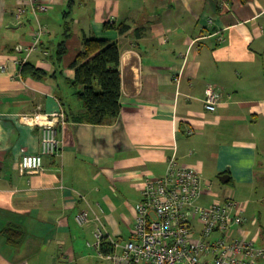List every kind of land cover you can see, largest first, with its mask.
Instances as JSON below:
<instances>
[{"label": "crops", "instance_id": "0c3cea01", "mask_svg": "<svg viewBox=\"0 0 264 264\" xmlns=\"http://www.w3.org/2000/svg\"><path fill=\"white\" fill-rule=\"evenodd\" d=\"M40 1L47 11L0 0V264H108L96 231L113 249L128 241L142 187L174 155L214 185L230 175L246 219L233 236L264 246V0ZM93 36L121 50V113L104 124L74 119L82 104L64 82ZM25 59L56 76L24 77ZM209 84L220 93L215 111L205 107ZM61 108V153L23 172L42 138L23 116Z\"/></svg>", "mask_w": 264, "mask_h": 264}, {"label": "built area", "instance_id": "2783aa9c", "mask_svg": "<svg viewBox=\"0 0 264 264\" xmlns=\"http://www.w3.org/2000/svg\"><path fill=\"white\" fill-rule=\"evenodd\" d=\"M38 11L49 6L33 0ZM21 11H24L22 8ZM43 29L28 49L27 57L37 48ZM27 59V58H26ZM26 59L23 61L26 62ZM220 93L213 84L205 90V107L215 111ZM22 121L41 127V151L24 155L23 172L38 173L44 169V157L61 153L64 141L60 127L67 124L63 108L49 113L25 115ZM208 182L194 166L183 165L172 156L163 176L148 178L136 204L135 225L131 237L123 245L105 252L102 231H96L94 243L108 264H261L264 246L254 240L233 236L234 228L242 232L246 221L239 202L232 196L221 201L202 203ZM83 225L86 212L77 217ZM217 234V235H216Z\"/></svg>", "mask_w": 264, "mask_h": 264}, {"label": "trees", "instance_id": "16d2710c", "mask_svg": "<svg viewBox=\"0 0 264 264\" xmlns=\"http://www.w3.org/2000/svg\"><path fill=\"white\" fill-rule=\"evenodd\" d=\"M111 27H117L121 31L128 28L126 25L105 23V28ZM69 36L70 33H65V38ZM65 41L59 44L56 53L58 62L67 51ZM120 63L121 50L116 41L95 36L84 39L83 50L71 65L75 69V77L64 80L66 84L76 88V97L82 104V112L74 117L75 120L104 124L118 119L122 96ZM20 73L24 77L30 76L38 80L56 76L55 73L50 74L46 69L29 61L22 64ZM62 105L64 108V104ZM102 249L105 252L113 250L106 242L103 243Z\"/></svg>", "mask_w": 264, "mask_h": 264}, {"label": "rangeland", "instance_id": "374dc122", "mask_svg": "<svg viewBox=\"0 0 264 264\" xmlns=\"http://www.w3.org/2000/svg\"><path fill=\"white\" fill-rule=\"evenodd\" d=\"M212 181L210 183L208 182V184L205 186L207 191L206 195L208 194V198L203 197L201 199L202 203L221 201L231 196L234 198L231 192V183H223L218 177L214 178L215 185L212 183Z\"/></svg>", "mask_w": 264, "mask_h": 264}, {"label": "water", "instance_id": "95a60500", "mask_svg": "<svg viewBox=\"0 0 264 264\" xmlns=\"http://www.w3.org/2000/svg\"><path fill=\"white\" fill-rule=\"evenodd\" d=\"M220 180L223 183H227L230 180V175L229 174H223V175L220 176Z\"/></svg>", "mask_w": 264, "mask_h": 264}]
</instances>
